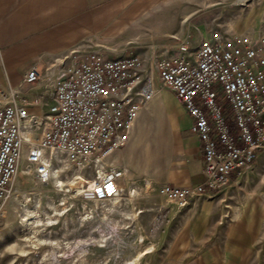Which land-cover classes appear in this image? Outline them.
<instances>
[{
  "label": "built area",
  "instance_id": "built-area-1",
  "mask_svg": "<svg viewBox=\"0 0 264 264\" xmlns=\"http://www.w3.org/2000/svg\"><path fill=\"white\" fill-rule=\"evenodd\" d=\"M114 52L82 42L45 72L32 64L17 86L0 83V220L22 162L40 183L76 167L93 180L86 197L120 196L123 170L106 160L127 144L154 80L182 103L203 152L202 182L164 185L161 196L186 202L219 191L256 161L264 148V30H215L194 44L186 36L154 61L156 78L143 57Z\"/></svg>",
  "mask_w": 264,
  "mask_h": 264
},
{
  "label": "rangeland",
  "instance_id": "rangeland-1",
  "mask_svg": "<svg viewBox=\"0 0 264 264\" xmlns=\"http://www.w3.org/2000/svg\"><path fill=\"white\" fill-rule=\"evenodd\" d=\"M144 1L165 15L134 18L114 34V42H127L109 55L143 57L154 78L158 57L186 36L192 44L202 38L198 25L206 36L264 30V0ZM245 172L186 202L161 196L142 178L123 179L120 196L95 201L82 193L88 178L80 169L40 183L22 162L0 220V264H264V148Z\"/></svg>",
  "mask_w": 264,
  "mask_h": 264
},
{
  "label": "crops",
  "instance_id": "crops-1",
  "mask_svg": "<svg viewBox=\"0 0 264 264\" xmlns=\"http://www.w3.org/2000/svg\"><path fill=\"white\" fill-rule=\"evenodd\" d=\"M143 1L0 0V83L17 86L30 65L51 64L82 42L116 49L127 41L114 42V34L129 28L134 18L151 11L165 15ZM198 26L205 37L203 25ZM191 126L192 118L174 93L158 90L138 110L127 144L110 153L109 165L122 169L123 179L142 178L151 187L196 186L203 180V152Z\"/></svg>",
  "mask_w": 264,
  "mask_h": 264
},
{
  "label": "bare ground",
  "instance_id": "bare-ground-1",
  "mask_svg": "<svg viewBox=\"0 0 264 264\" xmlns=\"http://www.w3.org/2000/svg\"><path fill=\"white\" fill-rule=\"evenodd\" d=\"M80 177H82V176H80ZM84 178V177H83ZM62 183H60V185H61ZM84 184L85 185H87V187L84 189V188H82L83 190H88V189H91L92 188V186H93V180H91V179H86L85 178V182H84Z\"/></svg>",
  "mask_w": 264,
  "mask_h": 264
}]
</instances>
